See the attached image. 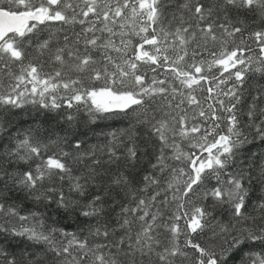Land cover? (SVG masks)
I'll return each instance as SVG.
<instances>
[{"label":"snow or ice","instance_id":"6c2138e0","mask_svg":"<svg viewBox=\"0 0 264 264\" xmlns=\"http://www.w3.org/2000/svg\"><path fill=\"white\" fill-rule=\"evenodd\" d=\"M0 264H264V0H0Z\"/></svg>","mask_w":264,"mask_h":264},{"label":"trees","instance_id":"16d2710c","mask_svg":"<svg viewBox=\"0 0 264 264\" xmlns=\"http://www.w3.org/2000/svg\"><path fill=\"white\" fill-rule=\"evenodd\" d=\"M114 127L119 126V124L113 125Z\"/></svg>","mask_w":264,"mask_h":264}]
</instances>
